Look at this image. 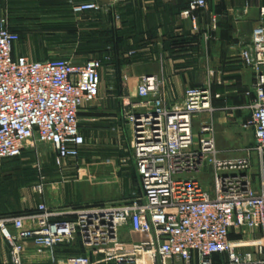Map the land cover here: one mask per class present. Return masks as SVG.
I'll return each instance as SVG.
<instances>
[{
  "label": "built area",
  "instance_id": "1",
  "mask_svg": "<svg viewBox=\"0 0 264 264\" xmlns=\"http://www.w3.org/2000/svg\"><path fill=\"white\" fill-rule=\"evenodd\" d=\"M207 8V0H191L181 18L191 19L192 30L199 33L194 14ZM102 10L109 11L96 3L72 4L77 15ZM247 12L248 6L237 20ZM260 16L250 41H239L238 55L254 76L255 100L244 128L253 132L256 142L258 188L250 158L219 157L212 121L194 131V120L214 111L210 84L188 88L182 104L171 109L163 77L143 76L138 101L130 104L126 116L138 190L119 203L58 211L41 202L34 212L0 217L12 263L22 264L25 242L42 251L79 241L82 255L52 264H264V243L255 244L253 252H241L231 240L243 230H264V8ZM217 28L214 19L201 39L212 40ZM19 42L7 19H1L0 168L27 150L48 146L54 166L62 170L81 157L86 138L80 115L100 98L101 70L112 57L82 64L37 61L15 54ZM37 168L32 191L44 196L46 181ZM208 173L211 190L199 179ZM216 256L225 259L215 261Z\"/></svg>",
  "mask_w": 264,
  "mask_h": 264
},
{
  "label": "crops",
  "instance_id": "2",
  "mask_svg": "<svg viewBox=\"0 0 264 264\" xmlns=\"http://www.w3.org/2000/svg\"><path fill=\"white\" fill-rule=\"evenodd\" d=\"M190 2L191 0H0V20L6 18L10 28L21 35V41L15 47L16 55L41 61L48 59L47 52L50 51L86 50L89 55L86 59L75 54L66 56L73 63L82 64L90 59L102 58L107 50L111 52L112 62L105 64L101 70L99 99L102 103L96 108L81 112L86 123L82 125L81 131L85 138L95 137L96 142L103 144V130L110 125L113 144L119 149L124 144L123 151L117 150L113 158L91 163L85 168L84 160L81 161L80 157L78 161L70 162V166L66 165L58 171L61 176L75 173L72 181L50 183L45 175L44 196L36 194L24 197L25 202L19 211L34 212L41 202L58 211L94 205L72 201L67 188L69 183H79L88 177L94 167L103 178L113 180L112 183L108 180L114 191L112 193L122 196L120 199H108L96 204L119 203L138 190L135 164L131 152L125 150L126 134L122 129L126 127L125 111L130 109V104L138 101L137 85L143 76L163 77L171 109L182 104L188 88L210 84L214 95V111L200 114L197 118L200 125L202 122L212 121L221 126L224 123L223 109H238L244 104L252 106L255 100L254 76L240 64L239 41H250L252 32L260 21L264 0H207L208 8L194 14L199 33L192 30L191 19L181 18V13L188 8ZM73 3H96L109 11L77 15L72 11ZM246 6L247 15L237 20ZM214 19L217 20V31L212 40L205 42L200 35L211 30ZM79 35L83 36L82 41L73 40ZM93 39L94 42L91 43L89 40ZM90 49L96 53L88 52ZM105 75L109 80L108 84L119 76L121 88L110 91L111 87H108L103 92ZM227 141V146L234 143ZM46 172L51 176L50 170ZM206 177L204 181L209 179L207 182L212 185L211 174H206ZM37 179L38 176L32 177L28 185L32 186ZM254 185L258 188L259 180ZM235 243L241 246V252H248L244 247H251L249 252L254 251L255 244L250 241ZM24 248L22 264H52L84 253L79 241L42 251L32 242H25ZM10 251L8 242L0 233V264H13ZM224 259L223 256L215 257V261Z\"/></svg>",
  "mask_w": 264,
  "mask_h": 264
},
{
  "label": "rangeland",
  "instance_id": "3",
  "mask_svg": "<svg viewBox=\"0 0 264 264\" xmlns=\"http://www.w3.org/2000/svg\"><path fill=\"white\" fill-rule=\"evenodd\" d=\"M83 36H78L77 38H73V40L82 41ZM20 43V42H19ZM48 53V59H66L67 55H74L78 57H82L86 59L89 57L87 52L84 51H50ZM47 56V55H46ZM71 56V57H72ZM95 58V57H93ZM106 77V75H105ZM109 81V80H108ZM107 77L104 80L102 85L103 92L107 90L108 87L110 91H116L121 88L119 76L111 83L108 84ZM109 90V89H108ZM106 101V100H105ZM102 101L98 99L95 103L91 104L89 107L84 110H89L92 108H96L100 105ZM242 107L233 108L229 107L228 109H223L224 113V123L223 125L214 124V141L215 147L218 152L219 157L221 158H242L248 157L252 161V177L254 182L259 180L260 173V161L258 155L253 150L256 142L254 138V134L251 130L245 129L244 124L249 120L252 109L251 105H241ZM129 112V109L124 113L125 121L126 116ZM81 113V122L82 125L84 123V115ZM90 124V123H89ZM194 128L195 132L198 133L200 128V123L198 119L194 120ZM110 125L108 128L103 130V144L96 142V138H91L88 136L86 138V145L83 148V153L81 156V161H83V167H88L91 163L101 162L107 158H113L116 156L117 150L123 151L124 144H122V148L119 149L117 145L112 142ZM122 131L126 134V145L125 150L130 153L131 147V129L128 123L126 122V127L122 129ZM86 137V136H85ZM227 140L233 141L234 143L230 146H227ZM53 150L48 146H39L36 150H27L21 158L13 159L7 161L0 168V189H2V193L0 195V216L2 214L11 213L17 211L21 208L23 204L24 197L36 195L32 191V186L28 185L29 182L32 181V177L39 175L38 166L41 168V172L44 177L47 175V182H65L72 181L75 179L74 174H67L61 176L58 173V169L53 165ZM108 159V160H109ZM80 162V166H82ZM70 166V165H69ZM75 167V166H74ZM77 167V166H76ZM79 167H77L78 169ZM50 170L51 176L47 174L46 171ZM77 174V173H76ZM205 175V176H204ZM200 176V182L204 187H207L211 190L210 187L212 185L210 182L204 181L207 177L206 174ZM51 177V178H50ZM109 178H103L101 173L94 167L92 168L90 175L84 179H82L79 183H69L67 188H69V196L72 201L77 202H89L92 204H96L98 202H105L108 199H116L121 198L122 196L115 195L113 191L112 185H110L109 181L112 183L113 180H109ZM210 185H209V184ZM250 241L252 244L264 243V230H256V231H248L243 230L241 235L235 234L232 237V241ZM241 249V248H240ZM246 251H251V247H244ZM255 249V248H254ZM83 252H81L82 254Z\"/></svg>",
  "mask_w": 264,
  "mask_h": 264
},
{
  "label": "trees",
  "instance_id": "4",
  "mask_svg": "<svg viewBox=\"0 0 264 264\" xmlns=\"http://www.w3.org/2000/svg\"><path fill=\"white\" fill-rule=\"evenodd\" d=\"M12 30V29H11ZM13 32H15V33H17L18 35H19V37H20V41H21V35L18 33V32H16V31H14V30H12ZM75 37V36H74ZM76 38V37H75ZM89 41H91V43L92 42H94V39L93 40H89ZM92 49H94V45L92 46ZM92 49H90V51H88V52H91V53H96L94 50H92ZM84 52H86V50H83ZM105 54H104V56L103 57H105V56H108V55H111V52L109 51V50H107V51H105L104 52ZM102 57V58H103ZM100 59V58H99ZM21 158V157H20ZM15 159H18V158H15ZM10 160H13V159H10ZM6 163V162H5ZM4 163V164H5ZM3 164V165H4ZM2 165V166H3ZM1 188V187H0ZM1 194H3L2 193V189H0V195ZM26 213H30V211L28 212H21V211H19V210H17V211H15V212H11V213H6V214H2L0 217H5V216H9V215H15V216H20V215H24V214H26ZM231 238H232V236H231Z\"/></svg>",
  "mask_w": 264,
  "mask_h": 264
}]
</instances>
